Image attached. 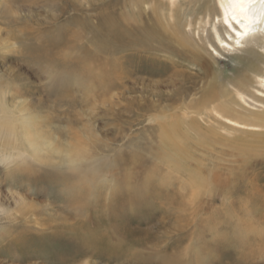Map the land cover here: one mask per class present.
Here are the masks:
<instances>
[{"label": "rangeland", "instance_id": "1", "mask_svg": "<svg viewBox=\"0 0 264 264\" xmlns=\"http://www.w3.org/2000/svg\"><path fill=\"white\" fill-rule=\"evenodd\" d=\"M159 5L0 0L13 123L65 149L23 144L20 166L0 167V264H264V127L218 112L225 98L264 111V45L223 48L217 0H177L174 19ZM172 115L200 124L176 153Z\"/></svg>", "mask_w": 264, "mask_h": 264}, {"label": "bare ground", "instance_id": "2", "mask_svg": "<svg viewBox=\"0 0 264 264\" xmlns=\"http://www.w3.org/2000/svg\"><path fill=\"white\" fill-rule=\"evenodd\" d=\"M141 1L147 2L148 0H141ZM153 1L155 2V4H160L159 6H162L163 3L167 4L166 10L169 12L168 16L170 19H174V12H175L177 0H153ZM217 1L219 3V11L216 9V6L209 7V11L210 12L214 11V13L219 12V15L215 19H217V22H220L223 25L225 32L232 39V41L228 40L229 37L227 40L222 39L220 37L219 30H215L216 37L219 40L220 44H222L223 48L226 49L227 48L226 46H229L231 49L232 48L237 49L246 43L264 45V4L257 2L255 5L251 6L252 12L255 13V20H256V23L253 26L254 31L246 35L243 41H241V43L238 45L237 44V40H238L237 34L244 30V26L248 23V21L244 20L243 18H241L240 20L233 18L232 9L234 6L231 3H229V0H217ZM210 12H209V15H210ZM187 23L189 26L192 25L190 20ZM232 31L234 33H232ZM262 48L264 49V46H262ZM250 66L253 67L252 64H250ZM254 70L257 72V74L254 76V80L252 82L259 83L260 85L264 87V71L261 72V70L258 68H255ZM241 79L243 81L248 80L246 78H241ZM242 84L244 83L242 82ZM248 86L241 87V84H239L238 88L236 89L237 95L241 96L242 100L244 101H246L245 96L247 94L246 90ZM225 95H227V93ZM225 99L224 100L222 99V101L219 102L218 106H220V108L218 112H222L223 115L225 116L227 115L228 119H230L231 122H234L239 125H244L247 127H250V126L251 127H264V111L251 112L250 114H244L240 112V115H239L236 111H233L234 109H232L230 106L232 104V101H229L231 98L227 100ZM234 101H236V99H234ZM232 117H236V119H233ZM173 118H177V120H171V121H168L169 123L165 122L164 124H161V136L164 141H167L169 143L170 148H172L174 152L176 153V148H179V147L183 148L182 146L183 142L186 141L187 138L191 136L189 131H192L195 128H200V124L196 120L184 121L183 119L176 117V115L175 116L172 115L171 119ZM175 124H176V127L174 126ZM210 128L206 129L204 131V134L208 139L214 140L215 138L218 137V133L215 129H210ZM45 134L34 133L33 128H29V125L22 127L20 126V124L16 125L15 123H12L11 127L8 130L0 131V140H2V142H0V155H2V153L4 154L9 153L11 154V156L9 155L10 157L14 158L16 156L18 158L21 157L22 159H24L23 154H25L26 151L28 152L27 146L29 148H32L33 152L36 154L39 145H44L46 148H50L51 150L56 149L55 151H57L58 154L62 153L65 150L61 148L58 144H55L50 135L48 134L45 135ZM255 138L254 140H251V137H250L249 141L255 143L258 141V140L256 141ZM72 139L73 141L70 143V146L66 148V151L68 155L72 157V160L74 159L73 162L76 163L77 161H79V159H82L83 155H85L84 153L86 151V148H85L86 144L76 135L73 136ZM239 140L240 141L244 140V142L248 141L246 136H240ZM39 142H42V143H39ZM23 144L26 146L25 148L26 151L25 149L18 151L19 147H23ZM12 150H14L13 152L14 154L11 153ZM33 156L36 157V159L38 160L40 159L38 156H35V155ZM73 167L74 169L77 168L76 166H73Z\"/></svg>", "mask_w": 264, "mask_h": 264}, {"label": "snow or ice", "instance_id": "3", "mask_svg": "<svg viewBox=\"0 0 264 264\" xmlns=\"http://www.w3.org/2000/svg\"><path fill=\"white\" fill-rule=\"evenodd\" d=\"M257 2L264 4V0H229L234 7L232 9L233 18L240 20L243 18L248 23L244 26V30L238 33L237 44L239 45L243 41L244 37L254 31L255 13L252 12L251 6ZM238 13V14H237Z\"/></svg>", "mask_w": 264, "mask_h": 264}, {"label": "clouds", "instance_id": "4", "mask_svg": "<svg viewBox=\"0 0 264 264\" xmlns=\"http://www.w3.org/2000/svg\"><path fill=\"white\" fill-rule=\"evenodd\" d=\"M14 109H9L5 102V95L0 93V131L8 130L13 120L11 118ZM20 159L7 155L0 157V167L11 168L20 166Z\"/></svg>", "mask_w": 264, "mask_h": 264}]
</instances>
